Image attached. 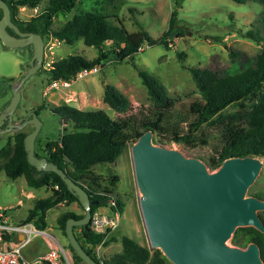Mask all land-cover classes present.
Segmentation results:
<instances>
[{"label": "trees", "instance_id": "16d2710c", "mask_svg": "<svg viewBox=\"0 0 264 264\" xmlns=\"http://www.w3.org/2000/svg\"><path fill=\"white\" fill-rule=\"evenodd\" d=\"M3 1L10 7L12 14L19 7L33 9L43 3L41 10L25 21V30H39L43 37H51L67 45L79 39L83 45L95 49L96 55L90 59L79 54H68L51 61L46 69L47 83L52 79H68L80 68L93 65L101 67L107 62H121L130 58L143 43H161L163 36H167L173 26L174 11H171L167 29L161 37L152 38L142 28L128 32L115 15L83 10L72 14L61 26L51 28L52 18L57 13L70 12L79 0ZM102 1L107 4L113 2ZM260 17L261 21L256 26L241 34L242 37L260 44L259 51L253 57L245 59L239 58L237 52L229 53L232 60L239 63L237 70L230 72L212 65L186 67L201 99L189 104L191 121H185L184 116L172 112L175 101L167 94L163 84L140 69H136V75L154 109L150 117L138 119L128 115L113 119L102 109L82 110L66 103L50 108L60 119L69 122L70 130L44 144L46 158L80 185L90 200L97 201L90 206V213L97 207L106 206L110 197H115L121 213L122 203L111 189L102 185L98 176L92 174L91 168L95 164L114 162L127 143L146 129L153 131V140L156 143L180 140L185 145L193 144L192 134L201 125L216 129L220 145L206 161L209 168L216 167L222 159L229 156L264 152V10ZM13 22L19 24L15 19ZM101 100L117 113L125 112L130 106L128 98L111 84H103ZM231 104H236L237 109L226 111ZM182 122H186L184 132L180 127ZM25 134L21 131L12 134L11 147L2 151L6 158L1 169L10 179L23 176L29 188L42 187L50 190L49 195L33 201L32 207L21 221L30 222L36 229L43 230L46 226L45 213L51 207L60 203L68 206L72 202L81 206L76 197L66 190L58 175L51 171H36L26 162L22 147ZM117 180V176L113 175L107 179V183L113 186ZM253 195L264 199V191ZM258 215L264 224V212H259ZM81 216L82 213L71 210L61 211L55 218L56 226L64 236L65 220L70 217L78 219ZM72 230L82 249L101 264H169L158 250L149 249L125 235L118 239L120 248L117 252L99 259L93 250L95 245L105 246L109 242L105 239L106 232L91 231L89 222L83 226H73ZM110 240L116 241L114 237ZM248 241H254L259 246L260 257L264 262V234L252 227L235 229L231 237L232 243L244 246ZM66 247L70 251L72 264H84L68 243Z\"/></svg>", "mask_w": 264, "mask_h": 264}, {"label": "rangeland", "instance_id": "374dc122", "mask_svg": "<svg viewBox=\"0 0 264 264\" xmlns=\"http://www.w3.org/2000/svg\"><path fill=\"white\" fill-rule=\"evenodd\" d=\"M42 6L43 3H40L35 8L36 12L19 7L14 16L22 24L38 13ZM83 10L98 11L108 16L115 15L128 32L142 28L152 38L161 37L167 29L171 11H174L173 26L170 33L163 36L161 43L144 44V48L130 58L121 62H107L99 66L97 72L75 81L66 88L56 90L45 88L48 78L46 63L68 54H79L90 59L96 55V51L83 45L79 39L67 45L51 37H44L41 69L23 82L19 102L12 114V118L17 120L35 110L40 126L34 139V152L40 156L46 157L43 147L47 141L55 140L60 134L70 130L69 122L60 119L50 109L59 103L82 110L102 109L113 119L128 115L138 119L150 117L154 109L136 75V69H140L163 84L167 94L175 101L172 112L184 116L185 121H191L189 104L201 99L186 67L212 65L217 69L233 72L239 68V63L232 60L229 55L231 51L239 53V58L245 59L253 57L260 49V44L241 36L261 21L264 2L257 0H113L111 4L102 0H79L70 12L57 13L52 18L51 28L61 26L72 14ZM30 53V45L11 49L2 48L0 44V109L9 98L10 80L22 70L21 64L28 60ZM103 84L115 86L128 98L130 106L125 112L117 113L102 102ZM234 109H237L236 104L229 105L225 110ZM180 127L184 132L186 122L180 123ZM30 130V125L20 129L24 133ZM12 134L0 133V213L9 222H18L25 217L33 201L49 195L50 190L42 187L31 189L25 184L23 176L10 179L4 175L1 165L6 154L2 151L11 147ZM192 135L193 144L182 143V150L187 155L199 157L206 162L214 149L220 145L216 129L203 124ZM128 144L114 162L95 164L91 168L92 174L98 176L102 185L111 189L122 203L117 226L105 235L109 242L105 246L98 244L94 247L93 251L99 259L119 250L118 239L122 235L148 248L137 206ZM159 144L166 145L167 142ZM113 175H116L118 180L110 186L107 179ZM27 190H30L28 192L33 194V198L25 197ZM263 191L264 167L249 186L247 193L253 195ZM64 210L83 214V210L75 202L68 206L64 203L55 205L45 213L46 227L43 231L56 238V244L65 250L71 261L70 251L66 247L67 241L55 222L56 216ZM101 210L106 212L104 208ZM111 237L116 241H111ZM28 249L29 244L23 246L21 252L24 253Z\"/></svg>", "mask_w": 264, "mask_h": 264}, {"label": "water", "instance_id": "95a60500", "mask_svg": "<svg viewBox=\"0 0 264 264\" xmlns=\"http://www.w3.org/2000/svg\"><path fill=\"white\" fill-rule=\"evenodd\" d=\"M0 14L1 47L15 49L31 45L28 60L9 82L10 95L0 109V133H17L26 125L31 126L22 138L26 162L36 171L58 175L83 210L80 218L70 217L64 222L68 245L84 264H101L82 249L72 230L73 226L88 223L90 206L97 201L90 200L80 185L45 156L35 154L34 139L40 126L35 111L17 120L12 118L23 82L41 69L40 31H20L11 21V9L3 0H0ZM128 152L149 249L158 250L169 264H264L254 241L244 246L231 242L239 227H252L264 234V224L258 215L264 212V199L247 193L264 167V152L229 156L209 168L199 157L187 155L180 140L166 145L156 143L151 129L131 141Z\"/></svg>", "mask_w": 264, "mask_h": 264}, {"label": "built area", "instance_id": "2783aa9c", "mask_svg": "<svg viewBox=\"0 0 264 264\" xmlns=\"http://www.w3.org/2000/svg\"><path fill=\"white\" fill-rule=\"evenodd\" d=\"M36 12V9H32ZM144 44L137 47L139 52L144 48ZM49 63H46V69ZM99 65H93L87 68H80L68 79H52L45 88L46 90H56L66 88L75 81L97 72ZM101 208L106 209V212ZM121 213L118 210L115 197H110L106 201V206H100L90 213L89 228L95 233L112 231L118 224ZM45 235L52 242L53 247L49 248L43 255L37 256L31 261H27L21 254V248L26 245L32 237ZM20 236L19 239L16 237ZM12 240L16 242L12 243ZM0 264H71L67 253L56 244L53 237L36 229L30 222H9L6 217L0 213Z\"/></svg>", "mask_w": 264, "mask_h": 264}, {"label": "crops", "instance_id": "0c3cea01", "mask_svg": "<svg viewBox=\"0 0 264 264\" xmlns=\"http://www.w3.org/2000/svg\"><path fill=\"white\" fill-rule=\"evenodd\" d=\"M32 189V188H31ZM30 190H27L25 193V197H28L29 199L33 198V194L31 192H28ZM22 221V220H21ZM19 222V221H18ZM46 227V226H45ZM45 229V228H44ZM43 229V230H44ZM42 230V231H43ZM45 232V231H43ZM46 233V232H45ZM56 241V238L52 234H48ZM20 236H17L16 238L19 239ZM16 242V240H12V243ZM60 241V240H59ZM62 242V241H60ZM29 244V249L26 252H21L22 256L27 260L31 261L35 259L37 256L43 255L45 252L49 250V248L53 247L52 242L49 240V238L45 235H38L31 238V240L27 243ZM26 244V245H27ZM24 245V246H26ZM58 245V244H57ZM60 246V245H59ZM61 247V246H60ZM62 248V247H61ZM64 250V249H63ZM65 251V250H64Z\"/></svg>", "mask_w": 264, "mask_h": 264}, {"label": "flooded vegetation", "instance_id": "af4514ba", "mask_svg": "<svg viewBox=\"0 0 264 264\" xmlns=\"http://www.w3.org/2000/svg\"><path fill=\"white\" fill-rule=\"evenodd\" d=\"M0 16H1V14H0ZM13 19H15L16 21H17V19L15 18V16H14V14H12V17H11V21L13 22ZM27 21V20H26ZM18 22V21H17ZM14 23V22H13ZM19 23V22H18ZM24 23H25V21L22 23V24H15L17 27H18V29L20 30V31H22V32H27V30H25V25H24ZM7 31L10 33V34H12V32L10 31V30H8L7 29ZM28 32H33V31H28ZM35 32H38V30L37 31H35ZM40 35H41V31H40ZM41 38H42V41H43V43H44V37L41 35ZM46 38V37H45ZM31 46V45H30ZM43 46H44V44H43ZM43 56H44V54H43ZM43 56H42V61H41V66H42V64H43ZM27 61V60H26ZM25 62V61H24ZM23 63V62H22ZM33 111H35V110H33Z\"/></svg>", "mask_w": 264, "mask_h": 264}]
</instances>
